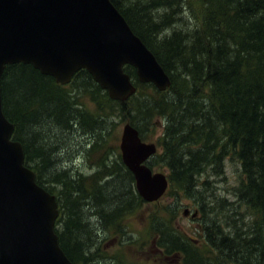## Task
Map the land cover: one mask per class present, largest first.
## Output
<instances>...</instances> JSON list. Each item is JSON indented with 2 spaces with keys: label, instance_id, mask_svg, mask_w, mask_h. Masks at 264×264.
<instances>
[{
  "label": "trees",
  "instance_id": "trees-1",
  "mask_svg": "<svg viewBox=\"0 0 264 264\" xmlns=\"http://www.w3.org/2000/svg\"><path fill=\"white\" fill-rule=\"evenodd\" d=\"M199 1L202 18L196 28H178L164 44L155 38L156 33L175 23L187 0H149L145 5L111 0L169 74L172 85L163 93L152 84H140L133 67L125 71L136 81L138 91L123 103L110 100L86 70L62 86L32 65L5 67L3 110L15 126L12 138L23 145L25 165L36 173L37 183L57 198L56 233L74 264H118L95 249L96 238L103 230L117 234L126 227V218L145 203L121 157L110 160L105 152L106 119L118 111L142 139L141 125L153 126L155 118L165 119L162 153L149 165L167 167L169 189L194 200L204 215L206 247L176 229L173 219L164 215L151 223L157 247L165 255L178 256L180 264H215V255L231 264H264V0ZM162 7L170 12L156 15L159 20L155 21L152 11ZM150 89L140 102L136 96ZM85 97L95 105L94 113L83 107ZM48 128L92 136L88 157L99 153L98 169L90 175L73 169L52 172L63 146L56 142V135L46 133ZM229 157L239 162L244 177L238 200L254 217L246 229L239 226L227 232L209 215V182L201 176L207 169L221 175ZM117 180L124 186L117 202L121 206L109 207L105 213L100 210L106 202L104 190ZM165 211L170 214L173 208Z\"/></svg>",
  "mask_w": 264,
  "mask_h": 264
},
{
  "label": "water",
  "instance_id": "water-1",
  "mask_svg": "<svg viewBox=\"0 0 264 264\" xmlns=\"http://www.w3.org/2000/svg\"><path fill=\"white\" fill-rule=\"evenodd\" d=\"M18 63L34 66L63 86L87 70L120 102L138 90L125 66L136 69L139 83L160 92L172 85L171 78L111 0H0V264H74L55 232L56 196L38 185L35 172L25 166L23 145L12 139L15 126L3 110L2 76L7 65ZM120 149L139 196L148 203L159 201L169 179L148 165L156 145L144 142L127 123ZM197 217L195 211L191 218Z\"/></svg>",
  "mask_w": 264,
  "mask_h": 264
},
{
  "label": "rangeland",
  "instance_id": "rangeland-1",
  "mask_svg": "<svg viewBox=\"0 0 264 264\" xmlns=\"http://www.w3.org/2000/svg\"><path fill=\"white\" fill-rule=\"evenodd\" d=\"M199 2V0H187L186 4L181 7V13L179 15H175V23H172V25L168 28L165 27L164 29L162 28L158 30L155 38H158L165 44V41L169 40V36L174 30H178V28L189 30L195 29L202 18L201 5ZM130 3H140L141 5H145L149 3V0H130ZM130 3L126 2L124 5L128 6ZM152 12L153 17L155 18L154 20L158 21L159 19L156 15L162 16L170 11L162 7L159 11ZM133 82L135 83L136 81L133 80ZM155 89L160 92L156 87ZM104 91L108 95V92L106 90ZM147 91L152 92L153 89L143 90L140 96H136L140 102L143 101ZM109 99L112 100L110 97ZM167 100L171 102L169 97ZM112 101L116 103H123L117 100ZM82 103L83 107L87 111L91 113L95 112V105L89 98H83ZM116 111H118V109H116ZM111 117L114 118H107V125L104 128L106 130L107 137L105 152L108 153L110 160L118 159L119 156L122 159L120 144L123 128L130 122L126 119L127 116L122 114L120 111H118L116 116L114 115ZM146 123L147 122L141 126L139 125L141 131L145 129L143 140L146 143H155L158 147L157 154H161L162 135L166 123L165 119L163 117L155 118L152 121L153 126ZM46 130L47 134H51V136L56 135V142L63 146L56 154V156H60V160L56 162L57 167L55 166L52 172L73 169L75 173L78 172L84 175H90L98 169L96 162L98 160L99 153L95 151L92 158L88 157V151L94 143L92 136L77 132L73 133L71 131L64 133L51 130L49 128ZM32 133H36V131L32 130ZM54 142L55 141H53V143ZM151 168L155 171V173H163L167 176L169 174V170L163 165L155 164L151 165ZM201 178L202 180L209 182L206 191V196L207 198L209 197L208 199L211 201L209 215L211 217H216L227 232L239 229V226L246 229L247 225L252 222L254 214L252 210L248 209L238 200L239 192L237 191H239L241 181L244 178L239 162L230 157L226 158L224 160L223 173L221 175H216L214 169H207ZM134 185L136 189V184ZM57 189L61 188L57 187ZM123 189L124 186L119 180L115 182L113 187L111 186L105 188L104 197L106 202L102 204L100 210L108 213V211L111 210L109 207H113V210H115L121 206V204H118L117 202L118 198L122 199L121 196L124 191ZM172 192L175 193L177 198ZM176 199H178V206L175 205ZM110 200L115 202H110ZM193 201L194 200L192 199L184 197L182 194L177 195L174 190L170 189L167 190L165 195L157 202L148 203L144 201L145 203L140 208L126 218V227L124 226L121 228L117 234L115 232L110 234L109 231L103 230V232H101V234L96 238L95 249H98L105 257H111L113 260H116L118 264H180V258L178 256L170 257L165 255L157 247L156 240L151 230V223L156 216H168L173 219V226L176 229H180L182 232L189 234L190 237L196 239L199 244L206 247L204 243V227L202 226L205 223L204 221L201 223V219L204 215L202 216L198 205ZM167 208H173V212L168 214L165 211ZM186 211H189L187 216H185ZM195 211L198 212L199 218L197 220H193L191 218ZM214 259L216 261L215 264H231L218 260L217 255H215ZM102 264L104 263L102 262Z\"/></svg>",
  "mask_w": 264,
  "mask_h": 264
},
{
  "label": "bare ground",
  "instance_id": "bare-ground-1",
  "mask_svg": "<svg viewBox=\"0 0 264 264\" xmlns=\"http://www.w3.org/2000/svg\"><path fill=\"white\" fill-rule=\"evenodd\" d=\"M210 179V178H209Z\"/></svg>",
  "mask_w": 264,
  "mask_h": 264
}]
</instances>
